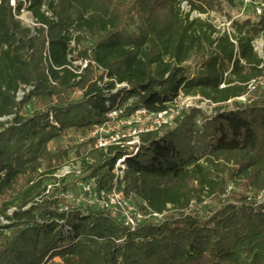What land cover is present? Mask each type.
Listing matches in <instances>:
<instances>
[{
  "label": "trees",
  "instance_id": "1",
  "mask_svg": "<svg viewBox=\"0 0 264 264\" xmlns=\"http://www.w3.org/2000/svg\"><path fill=\"white\" fill-rule=\"evenodd\" d=\"M222 11L220 0H0V264H264V5L225 32L208 19ZM180 96L212 112L189 108L129 150L66 141L117 109L159 114ZM72 154L83 171L57 180ZM123 158L135 231L76 203L79 184L109 190Z\"/></svg>",
  "mask_w": 264,
  "mask_h": 264
},
{
  "label": "built area",
  "instance_id": "2",
  "mask_svg": "<svg viewBox=\"0 0 264 264\" xmlns=\"http://www.w3.org/2000/svg\"><path fill=\"white\" fill-rule=\"evenodd\" d=\"M12 6L15 7V3H13ZM25 13L27 12L23 11L21 15H24ZM230 26L231 23H229V27L227 29H218L225 32V30H229ZM80 66L82 69L87 68V64L80 63ZM255 86L256 83L253 82L250 85V90H254ZM126 87V85H117V90H121ZM116 92L117 91L114 93ZM23 96L24 93L19 94L18 100H21ZM195 101H197V99L180 96V98L164 112L159 114H150L146 111H140L128 119H122L121 116L124 111L117 109L109 115L112 122L93 126L90 131H88L86 138L81 136L77 137V143L83 144L87 141L93 140L95 141V149L102 151H107L109 148L113 147L120 148L122 150L132 149L134 145H139V138L141 135L159 132L162 128L170 126L177 120L183 111L192 107L191 105L194 104ZM240 101L245 102L246 100L241 99ZM198 108L209 113H211L213 109V107L207 102L201 103ZM121 126L124 127V129L130 128L128 135H125L120 131ZM137 152L138 151H136L135 154ZM125 160L126 158H123L116 163L113 171L112 187L109 190H102L98 192L90 185L79 184V188L83 195L76 199V203H85L89 207H96L104 211H110L116 218H118L119 222L125 224L127 227H130L132 231H135L143 217L138 212L136 213L135 209L131 205L133 196H127L125 192L124 174L127 170ZM69 165L70 164L66 165L55 176L57 180L64 179L70 174V172L66 171L70 169ZM92 183H94V181H92ZM50 189L51 188H49V190ZM65 211H67V209H65ZM0 222L4 224L1 219Z\"/></svg>",
  "mask_w": 264,
  "mask_h": 264
},
{
  "label": "rangeland",
  "instance_id": "3",
  "mask_svg": "<svg viewBox=\"0 0 264 264\" xmlns=\"http://www.w3.org/2000/svg\"><path fill=\"white\" fill-rule=\"evenodd\" d=\"M220 2L223 4V11L210 13L208 19L214 25H216L219 29L221 28L222 30L227 29L229 27V23H230L229 21H242V19H244L246 17L253 16L254 10L257 7L262 8L264 5V0H259L257 2H254L253 0H220ZM230 2H232V5L230 4ZM13 3H15V2L12 1V4ZM183 10L186 13L188 11V7L184 6ZM193 17L196 18L199 16L194 14ZM202 19H206V17H202ZM19 20L23 23L24 26H26L30 29L35 28V24H34L33 20L31 19V16L29 14L25 13L24 15H21ZM255 49H256V52L259 54V56L263 57L264 56V40L257 41L255 43ZM76 65L80 66V63H78ZM194 99H197V98H194ZM191 106L192 107H199L200 104H198L197 101H195V103L192 104ZM192 107H189V108H192ZM129 130H130V128L124 129V127H122V126L120 129V131L122 133H124L125 135L129 134ZM79 136L80 135L73 134L71 136L66 137L67 138L66 141L69 140L68 138H71L74 141V143L78 144L77 143V137H79ZM52 147L53 146L51 145L50 148H52ZM68 164H70L69 165L70 169L66 170V171L70 172V174L66 177H69V176L76 174L78 172L81 173L83 171V165H82L81 161L74 154L71 155L70 160L67 162V165ZM69 201H71V200L69 199ZM133 203H135V202H131V205L133 206V208L135 209V212L137 213V208L135 207V205ZM55 217L57 219H60V213L55 215ZM140 221L142 222L143 220H140ZM0 223H2V222H0ZM51 264H60V261L58 259H56Z\"/></svg>",
  "mask_w": 264,
  "mask_h": 264
}]
</instances>
